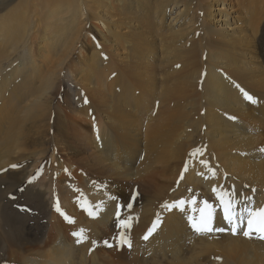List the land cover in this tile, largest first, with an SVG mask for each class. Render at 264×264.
Listing matches in <instances>:
<instances>
[{
    "label": "bare ground",
    "instance_id": "1",
    "mask_svg": "<svg viewBox=\"0 0 264 264\" xmlns=\"http://www.w3.org/2000/svg\"><path fill=\"white\" fill-rule=\"evenodd\" d=\"M78 49L87 55L75 64ZM59 77L91 125L64 119ZM262 150L264 0H20L0 15V199L44 162L42 172L47 155L48 177L33 188L44 200L61 191L50 171L64 168L63 155L81 172L70 224L50 219L47 250L18 253L1 218L4 261L264 264V239L245 237L246 223L233 234L217 198L264 207ZM204 201L224 232L192 228ZM111 244L120 253L107 260Z\"/></svg>",
    "mask_w": 264,
    "mask_h": 264
},
{
    "label": "rangeland",
    "instance_id": "2",
    "mask_svg": "<svg viewBox=\"0 0 264 264\" xmlns=\"http://www.w3.org/2000/svg\"><path fill=\"white\" fill-rule=\"evenodd\" d=\"M19 1L20 0H0V15L10 11L13 7H15L19 3ZM40 33L41 34H39V37L37 38L38 40L35 42L36 47L33 50V55L34 58L36 59H40L39 52L41 51L42 44L44 41L42 39L44 38V35L42 34V32ZM88 39L90 40V35H88ZM77 54L79 55L81 54L83 56L87 55L85 52H82L81 49H78V51H76L74 55H72L70 58V61H73V63L75 64L78 61ZM68 65L69 63H67L66 68H68ZM67 70L71 71V69H67ZM57 81H59L58 84L60 85V92L57 96L55 103L56 105L57 104L58 105L55 106L59 109L61 108L60 110L62 111V114L65 116V118L64 116L63 118L68 119L69 120L67 121L68 123L74 121L76 126L91 125L90 122H88V120L86 119L84 120L83 118H81L79 115L76 114V112L80 109V107L73 100V91L75 90V88L72 87L68 82H66L65 79H63V77L62 78L59 77ZM63 159H64L63 162H65L64 168L52 172L50 171L51 173L50 177H52V179H54L55 181V184L60 185L61 188V191L59 193H56L52 202L47 201L46 199L44 200L41 194L40 196H38L36 193H34V192L39 193L37 189L33 190L34 186L44 178L43 175L47 176L49 174L48 169L51 167V164L53 163L50 158V155L46 156L47 167L42 172H41V168L45 164L44 162L39 166L40 167L39 170L34 174H32L29 177V179L20 183L17 182L19 188L17 189L13 188L11 192L9 191V195L6 197L7 199L6 198H4L3 200L2 198L0 199V224H1V218L3 219L5 215L8 216V219L10 218V222H9L10 224H8L9 226L7 227L6 233L8 236L11 235L14 237L15 246L18 245L16 246L17 247L16 249L17 251H19L18 253L20 254L22 253L28 254L34 252L39 247H41L44 250L48 249L49 243L54 240L53 234L51 233V231L49 232L48 230L49 221L53 217L58 216L59 220L61 221L60 222L61 225H63V223L64 224L68 223V225L70 224V222L68 221L69 215L67 214L70 213L69 210L70 205L67 204V202L69 200H72L69 199V197L72 195L73 191H76L75 189L76 183L81 179V172L76 170L73 166L70 167L69 165H66L68 164L67 162L68 159L66 156L63 155L62 160ZM10 174H7L6 179L11 178ZM8 180L10 181V179ZM68 184L70 186L73 185V187L69 188ZM126 187H127V191H129L128 185ZM14 189L16 190V192ZM72 189L75 190L72 191ZM141 205L142 202L139 204V207ZM57 209H59V211ZM3 243L4 242L0 241V249H2V251L0 250V264H10L4 261L5 258L3 257L5 252V246H3L4 245ZM117 248H119L117 245L114 246L111 244V247L104 248V250H102V253L103 254L106 253L105 254L106 259L107 257L109 259V257L110 258L115 257L113 255H114V251L116 252ZM117 251L118 253H120L119 250ZM109 252H111V254H109Z\"/></svg>",
    "mask_w": 264,
    "mask_h": 264
},
{
    "label": "snow or ice",
    "instance_id": "3",
    "mask_svg": "<svg viewBox=\"0 0 264 264\" xmlns=\"http://www.w3.org/2000/svg\"><path fill=\"white\" fill-rule=\"evenodd\" d=\"M243 92V90H241ZM244 98L248 101L255 102L254 98L247 94L243 93ZM87 103V100L85 101ZM264 151V150H262ZM16 167V165H12ZM213 175L215 173L213 172ZM216 191V189H213ZM217 198L221 202V207L223 209V219L226 220L230 225H232L231 231L233 234L237 233V229L244 226L246 223V230L243 231V235L248 238H252L253 234H256L257 238L264 239V207L258 209H252L250 207L239 208V200L235 199V194L230 192H224L218 194ZM244 199L251 200L250 197H245ZM183 201L178 202L182 204ZM203 208L200 209L199 219H192V228L200 234L210 233L213 231L224 232V228H213L212 223L214 219V209L207 201L203 202ZM178 206V205H176ZM128 207H131L129 204ZM171 208L172 206H168ZM59 211V209H57ZM74 222V221H71ZM124 227H131L130 223L127 221L121 222ZM156 225H153V228L149 229L148 233L143 237V239H148V237L155 230ZM73 235L78 237L77 242H81L84 238V230L80 232L73 233ZM107 244V242H105ZM120 245H127L131 247V241L125 236H121L119 240ZM111 247V245H108Z\"/></svg>",
    "mask_w": 264,
    "mask_h": 264
}]
</instances>
